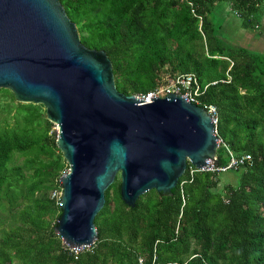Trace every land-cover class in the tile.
Here are the masks:
<instances>
[{
	"label": "trees",
	"instance_id": "obj_1",
	"mask_svg": "<svg viewBox=\"0 0 264 264\" xmlns=\"http://www.w3.org/2000/svg\"><path fill=\"white\" fill-rule=\"evenodd\" d=\"M58 1L80 42L105 51L119 92L192 73L198 104L217 109L216 163L226 162L225 147L251 160L230 170L235 184H220L214 171L189 174L187 162L174 194L150 189L135 209L121 201L115 176L93 218V243L74 253L53 229L61 211L50 194L67 164L52 123L42 105L15 102L0 121V264H264V48L219 37L210 15L219 0ZM227 1L258 35L264 0Z\"/></svg>",
	"mask_w": 264,
	"mask_h": 264
},
{
	"label": "water",
	"instance_id": "obj_2",
	"mask_svg": "<svg viewBox=\"0 0 264 264\" xmlns=\"http://www.w3.org/2000/svg\"><path fill=\"white\" fill-rule=\"evenodd\" d=\"M0 88L42 105L55 125L67 169L53 229L71 248L93 243V218L115 176L121 201L135 209L150 189L174 194L187 162L199 169L215 160L205 110L178 92L147 103L119 92L105 51L80 42L58 0H0Z\"/></svg>",
	"mask_w": 264,
	"mask_h": 264
},
{
	"label": "built area",
	"instance_id": "obj_3",
	"mask_svg": "<svg viewBox=\"0 0 264 264\" xmlns=\"http://www.w3.org/2000/svg\"><path fill=\"white\" fill-rule=\"evenodd\" d=\"M190 4V2L188 1ZM192 11V10H191ZM170 92H178L179 94L183 95L186 94L185 97L188 101L202 107L207 115L210 117L212 124H213V132L216 134V123H217V109L216 106L212 103H202L198 104L197 95L199 93L198 85L195 79V76L190 73H180L173 75L171 77H161L160 80L155 84V86L146 91L145 93L140 94H134L135 97L145 103L149 102L151 98L155 97H163L165 96V93ZM218 143L220 142V139L218 138ZM226 150V157L227 160L224 164L218 165L216 163V157L214 155V161L208 160V162L201 168L197 169L192 165L188 166V172L191 174L193 171L196 170H205V171H214L217 173H222L230 170H236L237 168L243 166V165H249L250 164V156L246 153L242 154H234L230 150H228L225 147ZM61 194V188L58 190L51 191L50 196L53 197L57 203L59 202ZM69 247V246H68ZM83 247L88 248V246H81L79 248H71L74 253L82 249Z\"/></svg>",
	"mask_w": 264,
	"mask_h": 264
},
{
	"label": "rangeland",
	"instance_id": "obj_4",
	"mask_svg": "<svg viewBox=\"0 0 264 264\" xmlns=\"http://www.w3.org/2000/svg\"><path fill=\"white\" fill-rule=\"evenodd\" d=\"M210 15L214 20L213 24L219 37H222L224 40H228L230 42L240 43L241 45L247 44L252 48H264V46L261 45L262 41L264 43V22H262L259 29H257V31L260 32L258 35H256V33H252V31L243 29L240 26V19L235 15L230 3L227 0L216 1L211 9ZM263 18L264 11L258 16L259 21H262ZM15 102L16 101L11 99L9 95H3L0 93V121L4 118L8 121L10 120L5 109ZM51 129L55 133L54 124H52ZM218 177L220 184H235L237 180V174L234 171L219 173Z\"/></svg>",
	"mask_w": 264,
	"mask_h": 264
},
{
	"label": "crops",
	"instance_id": "obj_5",
	"mask_svg": "<svg viewBox=\"0 0 264 264\" xmlns=\"http://www.w3.org/2000/svg\"><path fill=\"white\" fill-rule=\"evenodd\" d=\"M263 20H264V18H263L262 21H260V22H261V23L264 22ZM260 25H261V24H260ZM259 27H260V26H259Z\"/></svg>",
	"mask_w": 264,
	"mask_h": 264
}]
</instances>
